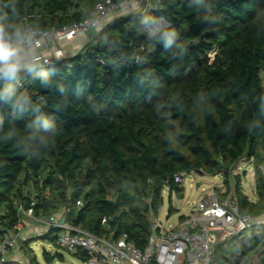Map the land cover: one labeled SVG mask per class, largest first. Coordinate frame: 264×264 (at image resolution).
Segmentation results:
<instances>
[{"label": "trees", "instance_id": "16d2710c", "mask_svg": "<svg viewBox=\"0 0 264 264\" xmlns=\"http://www.w3.org/2000/svg\"><path fill=\"white\" fill-rule=\"evenodd\" d=\"M100 1L6 0L18 25L43 30L83 21ZM260 9L264 0H218L221 22L212 28L200 22L192 0L152 10L178 31L177 44L188 48L183 62L173 55L177 49L166 52L143 36L138 18L121 16L107 21L98 43L84 38L76 53L22 71L16 94H27L28 110L18 117L0 100V242L17 231L21 209H31L39 219L62 213L63 222L144 250L165 188L184 198L174 181L181 172L222 174L227 192L216 193L235 196L240 212L263 217L264 118L254 119L253 102L264 93ZM142 70L151 71V87L141 86ZM4 87L1 79L0 92ZM41 115L56 130L46 140L36 124ZM244 159L253 161V199L235 172ZM174 212L170 207L168 215ZM59 232L52 227L42 239L57 244ZM32 242L20 247L27 258ZM256 253L264 264V224L220 242L210 264H247ZM74 254L87 260L86 252ZM2 257L0 264H17ZM43 257L64 259L58 251L44 250Z\"/></svg>", "mask_w": 264, "mask_h": 264}, {"label": "built area", "instance_id": "2783aa9c", "mask_svg": "<svg viewBox=\"0 0 264 264\" xmlns=\"http://www.w3.org/2000/svg\"><path fill=\"white\" fill-rule=\"evenodd\" d=\"M115 5L113 0L97 2L83 21L63 27L36 29L28 21H24L20 26L34 35L37 49L50 52H55L60 42L76 38L98 43L102 39L101 32L92 30L90 20L97 13V9L102 8L106 25L109 16L115 12ZM51 61L50 55H40L42 67L49 65ZM187 175L185 172L175 174V183L183 186ZM21 211L22 217L17 231L5 233L0 242L2 262H6L10 250H19L28 240L27 233L23 230L26 220L43 225L47 231L52 227L60 228L58 244L72 253L86 252L85 264H210L220 242L239 236L241 232L258 226L260 222L259 217L240 212L235 196L223 197L211 192L196 201L190 213L170 228H163L158 219L152 220L153 233L146 248L141 250L132 243L99 236L79 226L63 222L62 213L50 219H39L34 217L31 209ZM10 261L32 264L26 260Z\"/></svg>", "mask_w": 264, "mask_h": 264}, {"label": "clouds", "instance_id": "9594fccd", "mask_svg": "<svg viewBox=\"0 0 264 264\" xmlns=\"http://www.w3.org/2000/svg\"><path fill=\"white\" fill-rule=\"evenodd\" d=\"M176 0H156L154 9H160V5H174ZM196 14L200 22L208 25L210 28L215 27L221 22V18L214 14V9L218 0H192ZM138 0H117L114 7L118 15L113 19L121 16L138 18V27L140 33L152 42L163 45L166 52L177 49L173 55L183 62L184 56L188 52L185 44H177L179 36L175 27L169 24L163 17L153 15L150 11L137 12ZM15 9L10 7L6 0H0V79L5 81V87L0 92V100H3L11 107L13 112L19 117L23 116L28 110L31 103L27 94H16V85L21 83L20 73L27 71L34 73L40 63V56L35 44V37L30 31H26L18 25L12 15ZM105 13L102 8L97 9V13L90 20L92 30L103 32L105 28ZM264 16V9L257 11V17ZM103 43L110 44L107 37H104ZM112 62V61H110ZM140 63V60H137ZM139 82L142 87L148 88L156 83L150 70H142L137 73ZM42 87L49 88L51 84L42 80ZM63 91V89H61ZM253 102L257 103L255 120L264 118V93L253 97ZM36 124L43 130L40 134L41 140H46L49 135H55L56 130L53 121L46 116H38ZM249 127H258V124L249 122ZM264 131V129H261Z\"/></svg>", "mask_w": 264, "mask_h": 264}, {"label": "rangeland", "instance_id": "374dc122", "mask_svg": "<svg viewBox=\"0 0 264 264\" xmlns=\"http://www.w3.org/2000/svg\"><path fill=\"white\" fill-rule=\"evenodd\" d=\"M156 0H143L138 2L137 12L152 11L154 10ZM160 9L164 8V5H160ZM159 9V10H160ZM117 12L112 13L109 19L113 18L114 15H117ZM165 19V18H164ZM166 20V19H165ZM167 21V20H166ZM57 52H60L58 49ZM262 77L264 81V69L262 71ZM253 161H248L246 159L239 162L236 173L240 174L241 184L243 190L253 199L255 198V181H254V168ZM199 183V186L197 184ZM234 177L230 178V186H234ZM185 188L184 198H181L175 190L172 192L169 188H165L163 191V204L160 208L158 216H152L153 220L158 219L161 221L163 228H170L177 224L181 216L188 215L191 211V207L196 201H198L202 196L211 193L220 191L222 193L227 192V185L222 174L218 175H208L200 173H189L186 176V180L183 184ZM231 195V194H229ZM173 207L175 209L174 214L168 215L169 208ZM30 222V221H29ZM32 224V225H31ZM264 224V220H260L259 225ZM29 227L33 231H29ZM23 228L24 232L27 233L28 239L33 241L31 243V251L27 249V260L33 264H85L81 258H79L74 253L70 252L66 248L61 247L58 242L57 244H51L46 240L42 239V236L47 232V228H44L43 225L33 224L30 222V226ZM28 228V229H27ZM20 250V249H19ZM46 250L51 254H55L56 251L61 253L64 257L63 260L56 258L53 262L48 263L43 257V251ZM22 253V250H20ZM10 253L7 254L9 260H11ZM36 256L37 263L31 259V257ZM24 257V256H23ZM24 260V259H23ZM247 264H263L259 259V253L253 254L247 261Z\"/></svg>", "mask_w": 264, "mask_h": 264}, {"label": "crops", "instance_id": "0c3cea01", "mask_svg": "<svg viewBox=\"0 0 264 264\" xmlns=\"http://www.w3.org/2000/svg\"><path fill=\"white\" fill-rule=\"evenodd\" d=\"M84 45H85V39L84 38H76V39H73V40L60 42V44L56 47L55 52L46 51L44 49H37V50H38L39 56L40 55H50L52 58H61V57L66 56V55H71V54L76 53ZM57 49L60 52H57L56 51ZM40 68H42V65L39 63V66H38L37 69H40ZM260 220H264V216L260 217ZM26 226H28V227L30 226L29 220L25 221L24 228ZM29 228H30L29 231H31V230L33 231V229L31 227H29ZM29 231H27V232L25 231V232L28 233ZM10 255H11L10 259H17V260H23L24 259V260H27V257L24 254L23 250H22V253L20 252V250L11 251Z\"/></svg>", "mask_w": 264, "mask_h": 264}, {"label": "water", "instance_id": "95a60500", "mask_svg": "<svg viewBox=\"0 0 264 264\" xmlns=\"http://www.w3.org/2000/svg\"><path fill=\"white\" fill-rule=\"evenodd\" d=\"M197 186H199V183L197 184Z\"/></svg>", "mask_w": 264, "mask_h": 264}]
</instances>
